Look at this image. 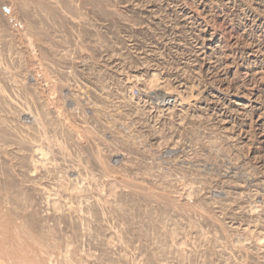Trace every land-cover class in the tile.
<instances>
[{
    "label": "rangeland",
    "instance_id": "obj_1",
    "mask_svg": "<svg viewBox=\"0 0 264 264\" xmlns=\"http://www.w3.org/2000/svg\"><path fill=\"white\" fill-rule=\"evenodd\" d=\"M0 264H264V0H0Z\"/></svg>",
    "mask_w": 264,
    "mask_h": 264
}]
</instances>
